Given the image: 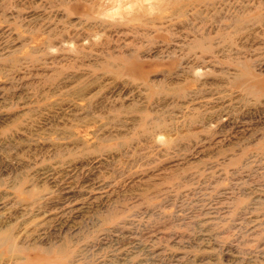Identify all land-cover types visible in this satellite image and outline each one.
Returning a JSON list of instances; mask_svg holds the SVG:
<instances>
[{
  "label": "rangeland",
  "instance_id": "obj_1",
  "mask_svg": "<svg viewBox=\"0 0 264 264\" xmlns=\"http://www.w3.org/2000/svg\"><path fill=\"white\" fill-rule=\"evenodd\" d=\"M0 264H264V0H0Z\"/></svg>",
  "mask_w": 264,
  "mask_h": 264
}]
</instances>
